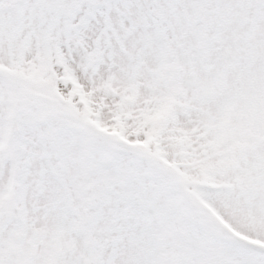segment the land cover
I'll return each mask as SVG.
<instances>
[{
    "label": "snow or ice",
    "instance_id": "obj_1",
    "mask_svg": "<svg viewBox=\"0 0 264 264\" xmlns=\"http://www.w3.org/2000/svg\"><path fill=\"white\" fill-rule=\"evenodd\" d=\"M0 264H264V0H0Z\"/></svg>",
    "mask_w": 264,
    "mask_h": 264
}]
</instances>
